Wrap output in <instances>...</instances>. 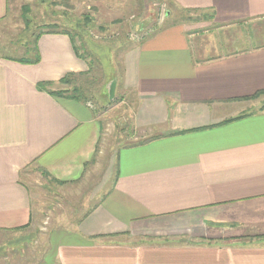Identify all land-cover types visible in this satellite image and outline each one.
I'll list each match as a JSON object with an SVG mask.
<instances>
[{"label":"crops","instance_id":"obj_1","mask_svg":"<svg viewBox=\"0 0 264 264\" xmlns=\"http://www.w3.org/2000/svg\"><path fill=\"white\" fill-rule=\"evenodd\" d=\"M173 2L210 26L167 24L125 51L115 98L150 139L120 147L73 228L36 232L35 197L59 196L107 155L103 117L49 93L88 64L61 34L40 38L36 65L0 58V264H264V38L246 45L250 27L264 36V0ZM9 7L0 0V20ZM213 29L240 46L205 56ZM21 233L36 237L19 255L9 240Z\"/></svg>","mask_w":264,"mask_h":264},{"label":"rangeland","instance_id":"obj_2","mask_svg":"<svg viewBox=\"0 0 264 264\" xmlns=\"http://www.w3.org/2000/svg\"><path fill=\"white\" fill-rule=\"evenodd\" d=\"M9 4L7 15L0 20V47H11L19 41H30L33 34L46 32L48 29L45 25L51 23H57L60 26L59 30L70 32L74 36L76 47L88 61L89 69L84 74L71 77L72 84H69L68 88L60 86L57 91L65 89V95L74 94L79 97L106 121L100 151L103 150L107 155L101 156L98 163L92 164L82 179L69 187H64L62 193H58L59 196L50 192L44 194V197L42 195L35 197L36 219L33 227L36 232L41 233L50 226L60 229L58 227L61 224L64 229L73 228L76 221L88 210L86 204L92 206L93 203L98 202L99 199H95V195L101 187L111 160L116 157L120 147L134 143L142 144L150 139L145 137V134L139 135L132 131V117L125 109L126 102L118 98L119 96L116 100H110L108 96L111 80L113 78L120 80L123 73L122 58L125 51L167 24L181 22L191 24L194 21L203 24L200 30L209 27L210 20L204 12H186L180 9L173 0H9ZM25 7L29 8L28 16L31 19L29 28L23 16ZM166 11H170V15ZM84 18H89L90 21ZM204 20L208 22L205 23ZM247 28H242V31H247ZM250 28L259 31L252 34V39L246 45L262 41L264 36L261 29ZM237 32L243 35L241 29ZM230 35L226 31L215 34L214 29L211 30V35L205 39L207 41L213 39L216 44L213 48L204 50L203 54L205 56L220 54L224 50H230V45L239 47L238 41H229ZM248 110L254 112L256 109ZM22 179L38 185L36 174L32 171L23 172ZM46 202H50L51 205L45 204ZM22 237L21 233L18 239L9 240L11 248L19 255L26 245L31 246L35 243L33 240L36 234L33 233L24 240ZM43 247V244L36 243L34 250L38 249L42 253ZM31 250L28 252L29 255ZM26 251L27 248L24 256L27 254ZM27 264H39V262L32 260Z\"/></svg>","mask_w":264,"mask_h":264},{"label":"trees","instance_id":"obj_3","mask_svg":"<svg viewBox=\"0 0 264 264\" xmlns=\"http://www.w3.org/2000/svg\"><path fill=\"white\" fill-rule=\"evenodd\" d=\"M28 14H29V8L25 7L23 9V16H24L27 28L30 27V23H31V19L29 18ZM84 19L87 20L88 22L90 21L89 18H84ZM45 26H46L45 28H47L48 30L46 32H40L37 35L33 34V37L30 41L29 40H26L25 42L19 41V43L13 44L11 47H8V46L5 48L0 47V58L11 60V61H16V62H20V63H24V64L36 65V64L40 63V61H41V55H40V52L38 49V42H39L40 38L44 35H47V34H61V35H67L71 38L76 56L78 58H80L81 60L86 61L88 63V61L83 58L79 49L76 47L75 42H74V36L71 35L70 32H68L64 29L59 30L60 26L57 23H51V24H48ZM19 54H21V55L18 56ZM75 76H76V74H69L68 76L61 79L60 84L66 85V86H68L69 84H72V81H70V78L71 77L75 78ZM111 81H118V80L116 78H113ZM50 85H52V84L51 83H45V84L39 85V87L41 89L45 90ZM49 93L54 95V96H56V95L60 96V97L66 96L65 91H63V90L62 91H54V92L49 91ZM70 98H74V99L81 101L80 98L75 96L74 94H71ZM114 100H116V98ZM260 110H264V104ZM244 116H246V115H240L238 117L232 118L230 120L225 121L223 124H227V123L242 119V118H244ZM185 132H189V131H183L181 133H185Z\"/></svg>","mask_w":264,"mask_h":264},{"label":"water","instance_id":"obj_4","mask_svg":"<svg viewBox=\"0 0 264 264\" xmlns=\"http://www.w3.org/2000/svg\"><path fill=\"white\" fill-rule=\"evenodd\" d=\"M116 92V81H112L108 87V96L110 100H114Z\"/></svg>","mask_w":264,"mask_h":264},{"label":"built area","instance_id":"obj_5","mask_svg":"<svg viewBox=\"0 0 264 264\" xmlns=\"http://www.w3.org/2000/svg\"><path fill=\"white\" fill-rule=\"evenodd\" d=\"M164 12H165V11H163V15H165ZM161 20H163V19H161Z\"/></svg>","mask_w":264,"mask_h":264}]
</instances>
